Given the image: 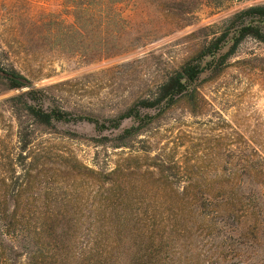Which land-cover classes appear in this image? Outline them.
<instances>
[{
  "label": "rangeland",
  "instance_id": "1",
  "mask_svg": "<svg viewBox=\"0 0 264 264\" xmlns=\"http://www.w3.org/2000/svg\"><path fill=\"white\" fill-rule=\"evenodd\" d=\"M77 4L0 0V59L43 90L45 108L102 123L155 94L234 29L205 60L199 113L178 104L127 148L118 145L126 129L138 127L134 119L105 131L85 121L48 129L24 120L35 134L23 152L30 180L19 211L24 227L32 225V249L42 251L38 263L253 264L264 243V176L238 168L237 152L264 162V42L235 44L244 25L264 34V19L236 15L264 0H120L107 41L88 45L63 30L75 23ZM27 90L0 91L5 156L22 153L11 99Z\"/></svg>",
  "mask_w": 264,
  "mask_h": 264
},
{
  "label": "trees",
  "instance_id": "2",
  "mask_svg": "<svg viewBox=\"0 0 264 264\" xmlns=\"http://www.w3.org/2000/svg\"><path fill=\"white\" fill-rule=\"evenodd\" d=\"M120 0H78L75 9V23L63 28L71 29L79 35L80 45H88L87 41L93 38L100 39L101 43L107 41L109 30L111 29V22L118 17L116 13V4ZM116 3V4H114ZM237 18H262L264 19V6L251 7L236 15ZM99 30V34H91L93 28ZM233 27H229L222 37L212 41L210 45L204 47L195 57L184 63L177 71L170 75L158 88L155 94L148 98L142 99L136 106L129 109L115 119H110L104 123L98 119L81 115L77 118L65 109L45 108L43 103V90L35 89L32 82L27 76L15 68L14 65L4 63L0 59V86L1 92L19 90L28 88L24 93L11 99V107L16 113L19 122L20 133L19 150L21 154L15 157L14 152H9L6 156L0 149V264H46L45 258L38 263V255L42 251L32 249L30 245L32 225L24 227L26 216L20 215V204L23 198V193L27 190L30 180V171L27 168L28 157L23 152L29 151L34 141V132L28 133L26 122H32V126L53 128L55 123H69L72 121H85L93 124L99 131H105L109 128L119 129L121 122L127 119H134L139 123L138 127H132L124 131L120 139L118 148H127L132 138L141 133V129L150 126L154 123L161 113L167 111L178 104L184 103L188 106L192 114H198L200 111V86L201 77L208 71L205 60L209 56H213L220 50V45L231 34ZM238 31V39L235 46L238 45L245 38L253 37L256 40L264 42V34L259 28L252 25H244ZM90 43V42H89ZM91 44V43H90ZM102 50V49H101ZM102 53L104 51H101ZM98 54V53H97ZM140 110H155L159 111L158 115H143ZM110 123L106 126L105 123ZM7 150V149H6ZM250 153H255L249 147ZM8 151V150H7ZM240 157L238 168L250 170V173H255V176H264V162L254 161L251 156L245 155L243 150L237 152ZM254 156V155H252ZM24 165V168L21 166ZM18 169L21 171L18 172ZM115 171L111 173L113 175ZM105 178H108L106 176ZM191 188L192 181H189ZM185 191V190H184ZM204 206H208L212 201L210 199H203ZM207 203V204H206ZM248 210H243V217H248ZM34 227V226H33ZM36 228V226H35ZM254 231V234H256ZM39 230L35 229V233ZM264 233V231H263ZM21 245H16L17 243ZM258 251L254 253L253 264H264V243L257 245ZM43 257V255H41ZM24 257L26 262L24 263Z\"/></svg>",
  "mask_w": 264,
  "mask_h": 264
}]
</instances>
